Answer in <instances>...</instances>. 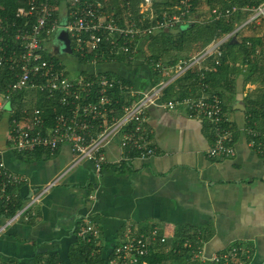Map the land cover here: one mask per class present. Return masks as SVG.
Returning <instances> with one entry per match:
<instances>
[{
    "label": "crops",
    "instance_id": "0c3cea01",
    "mask_svg": "<svg viewBox=\"0 0 264 264\" xmlns=\"http://www.w3.org/2000/svg\"><path fill=\"white\" fill-rule=\"evenodd\" d=\"M72 1L56 0L60 20L66 18ZM262 26L256 20L238 35L263 38L264 45ZM50 45L46 47L57 57V48ZM256 54L259 56L253 71L248 65L236 63L233 67L229 62L224 77L228 83L224 79L216 83L223 93L231 155L210 156L215 142L210 124L206 119L189 117L181 108L150 106L145 126L154 153L126 159L127 151L116 137L104 147L106 162L100 171L87 159L71 167L74 155L68 143L53 153L44 147L18 152L7 140L4 125L0 136L4 162L26 181L11 188L8 205L0 203V264H73L79 261L75 252L79 237L91 240L79 234L87 223L98 229V236L92 240L104 252H111L128 234L144 233L150 245V230L158 229L159 237L164 236L169 246H173L176 234L183 245L193 243L194 250L206 256L241 245L252 255L250 264H264V153L245 133L246 126L264 131L261 109L254 113L264 100V51L257 48ZM70 59L75 69L78 58ZM124 63H80L105 65L106 69L83 68L74 76L68 75L73 78L81 72H106L116 79H128V86L137 95L166 81L169 93L163 92L161 100L209 93L198 85L191 88L192 80H180L182 76L173 79V68L157 75L150 72L149 87L142 89L139 79L131 75L134 69H124ZM208 64L205 68L215 71L216 67ZM126 94L125 101L138 97ZM54 180L38 200L29 204L31 197ZM24 207L20 216L8 222ZM159 237L151 239L152 246L156 245L151 249L162 248L158 247Z\"/></svg>",
    "mask_w": 264,
    "mask_h": 264
},
{
    "label": "built area",
    "instance_id": "2783aa9c",
    "mask_svg": "<svg viewBox=\"0 0 264 264\" xmlns=\"http://www.w3.org/2000/svg\"><path fill=\"white\" fill-rule=\"evenodd\" d=\"M140 1V12H148L149 14L146 13V15H149V18L153 17L151 11L154 0ZM72 2L68 17L63 20L54 17L50 0H30L28 7L21 6L17 9L18 17L33 19L29 21V26L18 27L15 31L19 47L8 56L7 61L10 64L9 67L17 68L18 72L15 73V80L8 84L6 91L0 92V123L3 115L6 114L7 140L16 151H31L37 147H44L53 153L61 144L68 143L74 155L71 167L87 159L93 163L96 171H100L106 162L105 145L118 137L121 147L127 151L126 159L135 156L146 158L154 153V148L150 144V133L145 126L147 109L154 105L169 109L181 108L189 117L206 119L215 136L209 155L216 157L233 153L228 147L231 142V133L228 130L220 96L208 93L161 100L163 90L168 84L166 81H160L151 86L148 91L137 95L130 86L106 72L87 74L81 72L71 78L63 70L61 61L56 63L45 57V54L53 52L45 46V40L59 29L67 31L72 50L80 56L94 52L92 62H100L97 60L100 59L97 58L99 54L97 51L100 50L103 39L105 42L109 41L110 47L104 50L107 54H124L132 57L136 45L134 40L153 34L155 29L174 28L191 21L189 16L191 4L188 0H180L176 6H173V8L180 7L178 11L175 9L172 10L173 12L165 11L162 19L157 18L150 28L135 27L133 23L122 25L116 22L114 12L103 9L101 0H73ZM246 9L251 11L249 16L233 31L210 41L189 58L179 59L173 66L156 61L153 63L154 70L163 73L173 68V79L181 77L187 71L202 72L205 69L204 61L212 55H219L221 46L233 38L240 28L256 20L264 19V3L251 8L232 6L210 9L214 19L230 18L236 12ZM111 34H113L112 38ZM117 40L122 43L117 44ZM4 61H6L5 56L0 55V65ZM31 89L43 93L47 99L54 100L55 105L60 106V111L53 113L51 124L47 127L44 125L46 121L40 108L33 107L32 110H28L27 107H21L16 110L11 106V93ZM114 89L127 93L126 95L138 97L135 100L120 103L118 98L110 94ZM118 106L120 111L117 110ZM245 133L251 137L250 142L257 147V150L264 153L262 142L264 131L253 126H246ZM130 153L132 154L129 155ZM25 181L23 176L6 166L3 149L0 146V203L8 205L12 201L11 188ZM54 182L55 180L40 189L30 198L29 204L38 200ZM23 210L25 207L15 211L8 222L20 216ZM79 234L82 238L90 240L98 236V229L87 223L81 227ZM149 234L150 245L144 233L128 234L124 240L112 247L111 257L107 263L145 264V256L149 254L152 247L151 239L159 237L158 229H151ZM159 242L161 245L158 247L164 246L166 238L160 236ZM183 246L191 247V244ZM164 251L178 253L180 249L170 245L165 247ZM251 259L252 255L241 245H233L210 256H206L205 252L200 250H192L190 257L191 261H199V264L206 262L214 264L219 261H223L224 264H250Z\"/></svg>",
    "mask_w": 264,
    "mask_h": 264
},
{
    "label": "trees",
    "instance_id": "16d2710c",
    "mask_svg": "<svg viewBox=\"0 0 264 264\" xmlns=\"http://www.w3.org/2000/svg\"><path fill=\"white\" fill-rule=\"evenodd\" d=\"M29 1L30 0H0V25H2L0 26V55H4L6 58V61H4L3 64L0 65V92L2 93L6 91L8 84L12 83L15 80V73L18 72L17 68L11 69L9 67L10 64L7 61V58L12 54V52L17 51L19 47V42L15 38L16 29L25 25L29 26V21L33 19L18 17L16 13L19 7H28ZM179 1L180 0H154L152 3L151 11L153 13V17L150 18L149 15H146V13L149 14L148 12H140V0H129V4H127V0H118L117 2L115 1V3H113L114 7L111 12H114L116 22L122 25L133 23L135 27L141 26V28H150V26H153L155 24L157 18L162 19L163 13L165 11H168L169 7L176 6ZM55 2L56 0H50V5L52 6L54 17L56 19H59ZM261 3H264V0H192L191 12H194V15H192L193 19L186 24H180L172 28L177 30L176 38L171 39V32L169 33V30H172L171 28H169L168 30H160L158 33H155L156 35L149 34L148 36H146L148 40L150 39V55L147 58L150 60V72L155 75L159 73L154 70L153 63L160 60L161 57L164 56V54L169 52L170 49H175L176 51L180 52L184 51L188 41L190 42V46L189 49H186L185 51L189 52V50H193L194 47L197 53V51H200L210 41L221 37L225 33L233 31L236 25L238 26L239 24H241L251 12L249 9H246L236 12L230 18L222 17L220 19H214V17L212 16L213 14L210 13V9L214 7L229 8L232 6L251 8ZM200 6L207 7V11H204L203 13L202 11H199ZM117 16L120 17L117 18ZM66 17H68V12ZM241 17L243 18L240 19ZM261 22L264 25V19H261ZM244 27L245 26L240 28L233 35V38H230L221 46V53L219 55H212L204 61V67L206 63H209L208 65L213 64V66L216 67L215 71L208 70L206 68L202 72L187 71L182 75L181 78H179L180 80H192L189 83L191 85V88L198 85L199 88L203 91L206 90V92L208 91L209 94H216L220 96L223 102V109L225 108L223 93L219 89V84L217 85L216 83L217 81L220 82L221 79H224L225 84L228 83L224 78L228 71V63L230 62L233 67H235L236 63H240L239 66L248 65L249 69L253 71V68H255V65L257 64L259 56L258 54H256V49L261 48V53L264 51V45H262L263 38L255 36L240 37L241 35H238ZM110 37L112 38L113 34H111ZM120 40H117V44L122 43L120 42ZM138 41L139 39L134 40V44L137 45ZM108 44L109 41L105 42V39H103L100 50L97 51L99 52L97 58L100 59L97 60H100V62L110 60L124 62L126 60L124 54L115 55L107 54L106 51L104 52L106 47H110L108 46ZM191 45H193L192 48H190ZM72 54L78 58V61L80 63L91 62L94 56V52L85 53L84 56H80L75 51H73ZM45 57L48 60L54 61L56 63L59 62V60H57L56 58V55H54V53L51 51L45 54ZM179 58L180 55L171 54L168 63L165 62L164 64L167 66H173L175 63H177V60ZM147 65L149 66V64ZM84 74H87V72H84ZM252 75L253 73H251V75H249L248 77L250 78ZM120 79L125 85H128L130 83L128 79L122 77H120ZM31 92L36 94L37 99L34 104H32L33 106L29 108L27 104L23 102V99L26 93L30 94ZM167 93H169L168 89L166 90V95H168ZM93 94H95V91H93ZM110 94H112L114 98H118L120 103L125 101V93L120 92L117 89H114ZM10 96L11 106L16 110H19L21 107H27L28 110H32L33 107L40 108L42 110L43 118L46 121L44 124L46 127L51 124L53 113H55L56 111H60V106L55 105L56 102L54 100L47 99L43 93L35 91L34 89L13 92ZM258 105L259 108H255L256 110L254 111V113L257 115L258 109H261L260 113L264 116V100H260ZM119 106L117 108L118 111H120ZM180 237L182 236L180 235ZM178 238V234H176V236L172 240V244L176 249H180V252H164L163 245L162 251H157V249L155 250L154 248L150 249L149 254L145 256V264H165L166 261L170 259L175 261V264H199V261L190 260V257L192 256V250L194 251V244L191 243V247L183 246L182 241H180ZM79 239V246L75 249L79 261L83 262L84 264H107V260L111 257V252H104V249L96 246L95 240L91 239L90 241H83L80 237ZM96 251H98V253H96ZM92 253L94 255H92ZM43 262L54 264L50 261ZM138 264L141 263L139 262ZM205 264L209 263L206 262ZM214 264H224V262L219 261L218 263Z\"/></svg>",
    "mask_w": 264,
    "mask_h": 264
},
{
    "label": "rangeland",
    "instance_id": "374dc122",
    "mask_svg": "<svg viewBox=\"0 0 264 264\" xmlns=\"http://www.w3.org/2000/svg\"><path fill=\"white\" fill-rule=\"evenodd\" d=\"M115 1L117 2L118 0H101V7H103V9H105L106 11H111L114 7V4ZM188 2H190L191 6H192V0H188ZM203 2V1H202ZM118 4V3H117ZM70 5V4H69ZM180 7H175L173 8L172 6L169 7L168 11L169 12H173L172 10L175 9V11H178ZM189 16L192 17V15H194V12H191V7L189 5ZM198 9V8H197ZM200 9V10H199ZM198 10L199 11H202V13L204 11H207V9L205 7H202L200 6ZM243 17H241L240 19H242ZM193 19V17H192ZM192 21V20H191ZM242 21V20H241ZM261 22V20H259ZM237 27V26H236ZM235 27V28H236ZM264 27V26H262ZM247 27H244L243 29L245 30ZM172 29V28H171ZM63 30V29H61ZM165 30V29H163ZM160 31V29H155L153 31V34L155 33H158ZM171 32V39H174L176 38L177 36V30L176 29H172V30H169V33ZM57 34L58 32H53L51 33L47 39L45 40V46H53L54 48L56 47L57 48V60H60L63 64V61L65 63V65L62 66L63 70L68 73L70 76H74V74H76L78 71L77 70H82L83 68L85 69H106V66L105 65H92V66H82V64H80V62L78 61L76 65H74V68L75 69H72V65H71V59L70 58H75L73 54H69L66 50H65V42L61 39H59L57 37ZM240 34V33H239ZM156 35V34H155ZM149 43H150V39L148 40V38L146 36H144L143 38H140L137 45H135V51L134 53L132 54V57H128V56H125L126 57V60H125V67L124 69H134L135 71V74L131 73V75H134L135 77H137L139 79V86L143 89L149 87V84H150V60L147 59L148 56L150 55V48H149ZM189 46H190V42L187 41V45H186V48L185 50L189 49ZM193 45H191L190 48H192ZM51 48V47H50ZM176 51L175 49H170L168 53L164 54V56L161 57L159 61V63L163 62L165 63V61L167 59L170 58V55L171 54H178L180 55V57H182L181 59H186V58H189L190 56L194 55L196 53V49H194L193 47V50L190 49L189 52L187 51ZM183 52V53H182ZM198 52V51H197ZM149 64V66L147 65ZM132 67V68H130ZM205 68V67H204ZM170 70V69H169ZM166 71L167 73L169 72ZM165 71H163V73H165ZM174 76V73H172ZM166 90L167 88L165 89V91L163 90L164 93H166ZM37 99V96L35 93H30V94H27L25 95L24 99H23V102H25L27 104V106L29 108H31L34 104V102L36 101ZM6 114L3 115L2 119H1V123H0V127H1V131H0V136H1V133L3 132V129H4V125L7 124V121H6ZM169 246V244H166V248ZM158 250L162 251L163 248H159ZM157 250V251H158ZM96 253H98V251H96ZM92 255H94L92 253ZM94 257V256H93ZM73 264H84L83 262L81 261H77V262H74ZM108 264V263H107ZM165 264H175V261L173 260H167Z\"/></svg>",
    "mask_w": 264,
    "mask_h": 264
},
{
    "label": "water",
    "instance_id": "95a60500",
    "mask_svg": "<svg viewBox=\"0 0 264 264\" xmlns=\"http://www.w3.org/2000/svg\"><path fill=\"white\" fill-rule=\"evenodd\" d=\"M57 37L65 42V45H66L65 50L68 53H71L72 49H71L70 39L68 37L67 31L65 29L59 30Z\"/></svg>",
    "mask_w": 264,
    "mask_h": 264
}]
</instances>
